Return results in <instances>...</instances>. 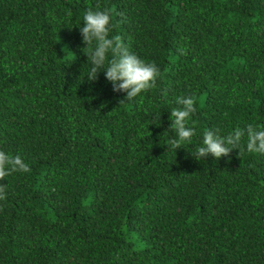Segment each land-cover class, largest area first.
Returning <instances> with one entry per match:
<instances>
[{"label": "trees", "instance_id": "16d2710c", "mask_svg": "<svg viewBox=\"0 0 264 264\" xmlns=\"http://www.w3.org/2000/svg\"><path fill=\"white\" fill-rule=\"evenodd\" d=\"M97 5L161 69L133 100L106 70L87 78ZM178 96L197 135L175 150ZM249 123L264 124V0H0V150L31 168L0 181V264H264V154L247 137L242 157L192 154Z\"/></svg>", "mask_w": 264, "mask_h": 264}, {"label": "clouds", "instance_id": "9594fccd", "mask_svg": "<svg viewBox=\"0 0 264 264\" xmlns=\"http://www.w3.org/2000/svg\"><path fill=\"white\" fill-rule=\"evenodd\" d=\"M111 10L104 8L96 10L91 7L83 16V26L80 31L83 42L87 45L83 51L88 57L91 68L87 75L88 80L95 81L99 73L105 71L106 79L113 84L116 92H125L124 100H133L141 93H147L157 86V80L161 77V69L153 62H146L136 53L130 51L119 35L110 36L112 31ZM183 51V50H181ZM111 54V58L109 55ZM165 95L167 91L165 90ZM120 102V103H121ZM176 102L180 107L171 110L170 119L177 136L169 138L165 144L168 149H179L181 146L190 145L197 135L196 121L192 119L196 112V99L193 96H178ZM159 122L160 114L157 117ZM247 137L246 151L250 154H264V124H247L245 127H236L234 131L222 136L219 129H209L203 133L202 146L192 153L196 159H206L211 156L220 159L229 156L233 149H239V156H243L245 147L241 141ZM30 166L22 158L11 156L0 150V181L14 172H30ZM5 185L0 183V201L6 200ZM3 205H0L2 210Z\"/></svg>", "mask_w": 264, "mask_h": 264}]
</instances>
